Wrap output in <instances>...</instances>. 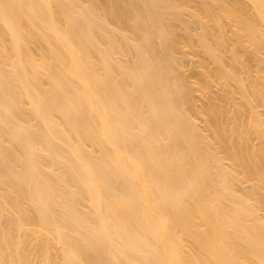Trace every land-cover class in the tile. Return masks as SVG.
Instances as JSON below:
<instances>
[{"label":"bare ground","instance_id":"obj_1","mask_svg":"<svg viewBox=\"0 0 264 264\" xmlns=\"http://www.w3.org/2000/svg\"><path fill=\"white\" fill-rule=\"evenodd\" d=\"M0 264H264V0H0Z\"/></svg>","mask_w":264,"mask_h":264}]
</instances>
